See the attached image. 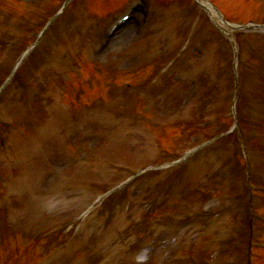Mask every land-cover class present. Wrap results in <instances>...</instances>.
<instances>
[{
  "label": "rangeland",
  "instance_id": "1",
  "mask_svg": "<svg viewBox=\"0 0 264 264\" xmlns=\"http://www.w3.org/2000/svg\"><path fill=\"white\" fill-rule=\"evenodd\" d=\"M101 3V7H98L94 0H89L87 3V10H96L97 13L100 15H103L104 13V7L106 5H109L107 3H110L112 0H99ZM147 3L150 4L151 6V20L150 23L148 24V30H151V33L148 37L145 36L141 40L134 42L135 37L133 35V30L134 28L127 29L126 32L123 35H119V37L115 40V43L113 44V48L119 50L120 48L127 47L129 50L133 52H138V61L140 62V76L138 80H142L141 82L144 81L143 78L147 77L148 75V69L146 68V62H148V57L150 58L151 53H154L156 55V58L154 59V69H158L161 67L162 64H165L168 60L170 59H175L178 55V59L172 63L174 71H176L177 74L178 71L181 74V77L183 79L191 81L192 78L194 77L195 73L197 72L198 75L201 74V69L197 70V66L200 67V62L205 61L206 59L212 57L214 53L209 50L208 47V42L207 41V36H208V30L206 25L204 24V16H200V14L197 12L196 17L198 20V25H195V18L193 17L192 19L190 17H183L182 14H184L183 10L186 9L185 5H183V0H144ZM190 1V0H187ZM192 1V0H191ZM264 2V0H262ZM223 4H227L226 2L220 1ZM231 4L237 5L238 9L229 11L224 5L225 9L230 12L235 19L234 21H241L242 17L236 16V14H239L241 12H248L244 14L243 16H247L244 18V20L248 19L251 17L250 14L255 13V17L259 19V21L264 22V5L262 9H260L258 6L252 5L253 2L247 1V0H237L236 2H232ZM106 8V7H105ZM196 8V7H195ZM89 13L94 14L89 11ZM114 14H111V19L114 17ZM189 16V15H188ZM139 17H142L141 14H139ZM109 17H105V15L100 16V18L94 17L92 20L87 16V12H84L80 15H78L73 21L70 23V30L73 32V40L71 43H68V46L70 47L71 52H75L76 50L79 51L81 48L86 47L90 50L94 49L99 35H100V28L108 21ZM250 19V18H249ZM96 20V21H95ZM75 28V29H73ZM188 33V34H186ZM189 33L191 34V39L190 41H185L186 35L187 37L189 36ZM264 33V32H262ZM186 34V35H185ZM187 39V38H186ZM183 45H187L186 49L188 48L187 52L183 54ZM254 47L257 46H264L261 41H253ZM185 49V50H186ZM112 51V48H111ZM252 56L249 57H253ZM103 59V56L99 58H94L93 60L99 61ZM260 59L257 57L255 58L254 62L260 63ZM263 63V62H262ZM64 65V62H63ZM68 65V62H67ZM146 71L147 73L142 74L143 71ZM191 72V77L187 75V72ZM168 79L162 78L160 84H164V92L168 93L165 95L167 98L170 99V103L164 100L162 102L164 109H168L169 112H174V113H169L170 115H174L176 118L175 119H187V117L192 116V109H197V105L195 102L194 106L190 110H186L184 112L182 111H177L174 109H178L179 106L182 104L183 100L182 97H187L186 91L190 90L191 87H186L184 84L180 83V81H176L173 79L171 74H168ZM125 79H128L126 77ZM166 84V85H165ZM246 91L251 93L252 97L255 96L253 91V87L251 85L246 86ZM151 92V91H150ZM180 92V93H179ZM196 92V90H195ZM146 93L144 94V97L146 102H143L144 104H152L154 108L157 106H160V99L163 98L161 96V92L158 94H153L149 93V89H146ZM149 97V99H148ZM150 101V103L148 102ZM64 103H52V106L47 108L46 110H43L46 114L51 115L53 111H55V118L53 121L56 120H65L67 118V113L65 112V108H63ZM157 109V108H156ZM177 111V112H176ZM155 112V111H154ZM148 111L143 110L142 114H147ZM149 115L153 116V110L152 113ZM169 119H173L172 117L174 116H168L165 115ZM153 118V117H152ZM155 118V117H154ZM51 121V123H53ZM140 125L144 126V129L139 133V141L144 145L148 139L150 142H153L152 139L149 137L152 135V127L148 125L147 118L142 117L140 119ZM51 123L47 126L48 131L51 130L53 131L56 126L51 125ZM49 126H52V129H50ZM142 128V127H141ZM48 133V132H47ZM149 134V137L147 136ZM153 137H157L155 134V131H153ZM64 138V137H62ZM51 140H55L54 136H50ZM48 138V135L46 134V142L48 143V148H47V157L48 159L51 157H55L59 154L66 155V152H62L61 149H58V147H54L51 145V140ZM87 143V142H86ZM89 144L92 145L91 142ZM93 154L95 155H102L105 151H115L116 147L113 148H106L105 150L104 147H94ZM121 148L119 147V150ZM91 149H86L85 151L88 153H91ZM153 150L154 152H159L160 149L157 147H151L148 149ZM43 150V152H46ZM79 153L78 155H80ZM23 156V153L21 154ZM26 155V154H25ZM223 155L228 157V152L224 151ZM28 156V155H26ZM220 157L218 158L213 156L212 162H210L213 166L221 167L225 170H229V167L226 165H220ZM224 158V157H222ZM199 162L195 163L198 164ZM40 164V163H38ZM37 164V165H38ZM51 162H45L44 165V170L42 171V174H45V171H49L51 168ZM29 169V168H28ZM37 171V175L40 176V169L35 167ZM221 169V170H223ZM208 171L203 173V177L206 175ZM264 172V171H263ZM91 170H86L82 171L79 169L77 164H71V166L68 168V174L67 176L69 177H76V178H82L85 174L92 175ZM212 178H206L207 180H211L213 183H219L221 182V175L216 173ZM233 179V175L231 174L230 176ZM263 178H264V173H263ZM59 178L53 179L49 183V188L52 190V195H55V197L60 199H65L67 200L70 196L73 195V193L76 191V186L74 185H69L66 189H64L61 193H59V188L61 186H64L67 184V182L62 179L59 182ZM59 182V183H58ZM58 183V184H57ZM78 183V182H77ZM213 185V184H212ZM211 188V187H210ZM223 188V189H221ZM98 191V190H97ZM95 191V193L97 192ZM229 190L225 189L221 184H218V188H216V191L213 190V192L210 190V193H203L205 201L213 197V199H209L208 201L212 202V206L208 212L212 214V212L217 211L220 205H222L225 201L229 200L232 196V192H227ZM83 193L85 196H88L91 193L90 188L85 187L83 188ZM212 194V195H211ZM223 202V203H222ZM227 220L219 217L217 220H212L211 217L207 218L208 223L211 226V231H209L210 234L216 235L222 231H224L226 228H224L227 225ZM230 223V222H229ZM233 223V222H232ZM208 226V227H210ZM117 237V234L115 232H110L108 234V240L106 241V244L104 246V249L102 251L104 252L103 256L105 257L106 264H113L115 261H117L120 258H124V251L119 248L120 245L115 244L112 245L113 240ZM217 247H219L218 243L212 244L208 243L205 246V251L206 253H210L211 251L213 252ZM211 252V253H212ZM228 252V251H227ZM229 252L223 257V259L220 261V263H228L233 261L232 257L228 255ZM134 255V254H133ZM119 264V263H117ZM122 264H127V263H122Z\"/></svg>",
  "mask_w": 264,
  "mask_h": 264
}]
</instances>
